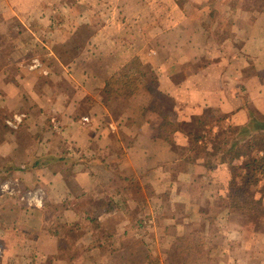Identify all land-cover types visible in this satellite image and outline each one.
Here are the masks:
<instances>
[{
	"label": "crops",
	"instance_id": "0c3cea01",
	"mask_svg": "<svg viewBox=\"0 0 264 264\" xmlns=\"http://www.w3.org/2000/svg\"><path fill=\"white\" fill-rule=\"evenodd\" d=\"M118 1L119 14L97 11L85 19L72 15L77 23L71 30L63 27L65 18L53 6L57 0H4L7 8L0 14V31L9 21L10 28L18 25L15 31L6 30V43L19 46L24 40L25 50L37 45L47 57L41 58L43 74L17 61V56L12 60L0 47V68L21 70L14 78L0 73V103L7 114L26 115L16 128L1 120L0 157L13 163L7 180H12L8 177L13 172L30 193L22 195L26 201L18 202L0 192V212L19 210L26 224L17 225L33 235L28 243L35 245L39 262L94 264L90 262L97 259L96 253L108 245L100 258L111 264L142 259L147 250L124 242L129 231L142 224H116L119 236L107 234L103 239L94 229L105 224L83 223L126 214L133 207L134 194L128 193L132 182L138 190L150 187L153 196L172 197L173 209L195 205L202 214L206 201L235 196L233 166L248 172L247 160L264 157L256 141L264 138V130L252 131L247 152L234 161L213 154L222 132L249 127L256 115L264 118V0ZM113 19L118 29L113 30ZM96 48L119 54V70L129 69L135 61L141 72L127 74V79L133 77L135 93L124 90L128 82L110 94L96 92L71 72L81 54ZM14 49L18 51L13 46L9 52ZM160 99L169 104L160 106ZM206 117L213 122L194 139L195 121ZM165 125L172 127L166 137ZM197 147L203 151L196 153ZM123 164L135 166L134 173L123 172L124 168L113 172L114 166ZM251 187V196L264 205V174ZM97 195L107 201L99 210L101 216L89 208L95 206ZM88 197L93 202L83 206ZM3 199L8 203L4 205ZM79 205L85 208L77 209ZM63 229L82 233L66 235ZM258 234L254 231L252 244L244 246V258L231 251L234 258L227 260L264 264L254 248L261 239L264 242ZM122 240V246L111 249ZM224 256L216 257V264H223Z\"/></svg>",
	"mask_w": 264,
	"mask_h": 264
},
{
	"label": "rangeland",
	"instance_id": "374dc122",
	"mask_svg": "<svg viewBox=\"0 0 264 264\" xmlns=\"http://www.w3.org/2000/svg\"><path fill=\"white\" fill-rule=\"evenodd\" d=\"M107 1H105V5L104 0H57V2H54L53 6L58 9L59 14H61V18H65L62 21L65 23L63 27L65 29L72 30L77 23L75 17L78 15H81L80 17H84L83 19H85L89 16V14L97 11L100 13L104 12L106 14H119V1ZM6 8L7 6L5 5L4 0H0V14L5 13ZM72 15L76 16L72 17ZM6 24L7 26L9 25L8 28L6 27ZM6 24L3 28V31H0V47H4L3 52L5 50H8V55L12 58V60V56H17V61L22 62V64L26 65L28 68L34 57L39 58L41 61H43L41 58H46L44 60H47V57H45L44 53L41 52L42 48L36 47L37 45H35L32 51L25 50L26 48L24 47V45H26L27 42L24 40L19 43L20 47L14 44L12 46L10 44L8 45L6 43L7 40L4 39V37L8 34L6 30L10 29L12 31H15V27H18V25L15 24L14 28H10L12 22L9 21L6 22ZM112 24L114 26L113 30L118 29V26L116 27L114 19L112 21ZM40 25H42L43 27H49V24L45 25L43 23H37L36 26ZM13 46L17 47L18 51L17 49H14L13 51L9 52V50L13 49ZM93 57H96V55H94ZM116 61L117 60L113 59V63ZM41 71L42 68L40 72ZM2 72H9V76H12L14 78L15 74L21 73V70L14 69L13 67H11V70L0 68V73ZM98 72L100 73L98 65L90 64L89 73L93 75L94 78L96 77ZM129 72H132L131 75L133 74V72L134 75L135 73L138 75L141 72L139 68H137L135 61L131 63V67H129V69L126 68L123 70H119L118 68H116V71L112 73L110 82L106 86V88L103 89V87H97L95 89L96 92L99 91L102 93L106 92V94H110L111 92L118 91L122 87L121 85L124 82H128L126 86H123L124 90L126 87V92L135 93L136 85H134L133 77L127 79V74ZM42 73L46 74L44 73V71H42ZM94 78H91V80H93ZM97 80L100 79L97 78L96 82ZM159 104L162 107H166L169 102L165 99H160ZM10 117H12V113L7 114V110L2 107V104L0 103V124L2 123L1 120L5 119L4 121L6 125H8L7 120ZM8 126L13 128L10 125ZM163 127H165L164 129L166 130L165 132L163 131V136L166 137V135L169 134L168 131H170L172 127L167 125ZM221 135L219 136V139L221 138ZM256 141L264 143V138L258 137ZM178 151L181 152L182 150L176 149V152ZM7 166L11 167L13 166V163L10 160L0 157V171L1 169H4L3 167ZM134 167L135 166H131L130 164H123L122 167L121 165H117L114 166L115 170H113V172H119L121 168H124L123 172L131 174L134 173ZM250 169L251 168H249V172ZM99 171L100 174L103 173L102 168H100ZM232 171L235 179L233 180L234 184L233 187L231 186V188L233 194L235 193V196L232 195L227 200L221 199L219 197L217 199H210V201H206L202 214L198 213L197 206L195 205H190L185 210L177 208V206L181 205H175L176 209H173V205L171 203V200L173 199L172 197H168L164 194H162L160 197H157L155 195L153 196L150 187H147L145 185L147 189L146 191H142L141 189L138 190L137 184L132 182L128 186V193L134 194L131 197L133 207L129 209L126 214L122 215L119 213H115L111 216L104 215L101 220H95V222L90 223L85 222L83 224H91L92 226L95 224H105V227L107 225L106 228L103 226V228L94 229L97 238L103 239L107 234L119 236V230L115 229L114 227L116 224H122L123 222H126L127 224L143 225L142 228H135L129 231V234L127 236L129 239L124 242H126L129 247L134 246V244L139 245L143 247L144 250H147V253L146 251L143 252L144 255H142V259H130L128 262L116 261L114 264H216V257L221 258L223 253L225 254V260L223 264H245V260L233 263L232 261L227 260L226 257L230 256L234 258L232 254H229V252L234 251L237 252V254L242 258H244L246 253V249L244 248V246H249L248 243L252 244L251 240L253 238L252 234L254 233V231H257V234L259 233L258 235H260L261 238L264 237V205L263 202L261 203L260 201H256L249 193L252 185H242L241 178L242 176H244L245 172L237 168ZM14 175L15 174L12 172V174L8 177L12 180H7V175H3L2 178H0V192L10 196L9 198H12L14 200L16 198L18 202H24L26 200H21L22 195L30 194L25 192L29 189L25 190L27 187L20 185L18 182L19 180L14 178ZM238 182L240 184H238ZM116 188L119 187L116 186L114 189ZM189 188L193 193L196 192L194 190V184H191ZM100 189L103 190L102 187ZM100 196L101 195H97L95 199V206L89 208L90 210H95L94 212H98V214L101 216L102 214H100L99 210L106 207L104 206V204L105 202L107 203V201H105V197L101 198ZM92 199L94 198H86V201H84L85 204L82 205L87 206V202L91 204V202H93ZM3 200L4 205L8 203L5 199ZM135 201L142 204V210L139 209L141 206L140 204H133V202ZM159 203L165 204V206L159 205ZM10 204L13 203L11 202ZM143 205L148 206L150 210H145V207H143ZM80 206L81 205L77 206V209H80ZM134 206H136V209L134 208ZM84 208L85 207L81 206V209ZM8 210L9 208L7 209V211H4L3 209L0 212V264H53V261L39 262L35 259V245L32 243H28L30 242V239L33 237V235L31 236V233H27L25 230L21 229L22 227H18L17 225L26 224V219L22 221L23 217L19 218V210ZM173 210H175L174 212L178 213L174 214ZM81 214L82 217L85 216L83 212ZM82 222L84 221H79L78 223ZM151 224L154 225L151 227ZM111 225L113 228L111 227ZM62 232L66 233V235L69 234L71 236H78L82 233V231L79 232L68 229H63ZM258 235L256 240L260 238ZM152 238L154 239V241H158L159 243L157 244L156 242H154L153 244V242L151 241ZM107 241L109 240L107 239ZM121 243L123 244V240L117 241L115 242V244H111V249H113V246L114 248H119L120 246H122ZM254 248H256V252L261 253L262 257H264L263 239L257 242ZM107 249H110L109 245L103 246V248L100 249L101 253H96L97 259L90 263H113H110L109 260H103L100 258L101 254L105 253ZM145 255L147 256V259L145 258Z\"/></svg>",
	"mask_w": 264,
	"mask_h": 264
},
{
	"label": "trees",
	"instance_id": "16d2710c",
	"mask_svg": "<svg viewBox=\"0 0 264 264\" xmlns=\"http://www.w3.org/2000/svg\"><path fill=\"white\" fill-rule=\"evenodd\" d=\"M94 55H96V57H93ZM113 59L117 61L113 63ZM121 61L122 58L119 54H106L104 51H99L98 48H96L95 51H86L81 54L71 65V72L80 78L84 86L94 90L97 87H102L101 85L105 79L109 78L110 75L116 71V68H119V63H121ZM90 64L98 65V69L100 70V73L98 72L95 78L89 73ZM91 78L94 79L91 80ZM97 78L100 80H97L96 82ZM211 122H213L212 119L207 117L196 120L194 123L196 129L193 134L194 139L198 138L200 136V130ZM262 130H264V118L258 115L253 118L249 127H230L227 131L222 132L221 138L218 141L214 142L213 154L218 155L221 159L234 161L235 158L247 152V138L251 135L252 131L258 132ZM260 143L262 142H257V144L261 146V149L263 148L262 150L264 151V146ZM198 151L202 152L203 149L197 147L195 152L197 153ZM244 167L246 169H251L250 172L246 171L244 176H242V185H257L260 179V174H264V157L249 159L244 164ZM3 168L4 169H1L0 171V178H2L3 175H8L13 170L10 166ZM235 168L242 170L236 166H233L232 170Z\"/></svg>",
	"mask_w": 264,
	"mask_h": 264
},
{
	"label": "built area",
	"instance_id": "2783aa9c",
	"mask_svg": "<svg viewBox=\"0 0 264 264\" xmlns=\"http://www.w3.org/2000/svg\"><path fill=\"white\" fill-rule=\"evenodd\" d=\"M29 67L31 69L37 70V69H41L43 67V64L39 58L34 57ZM25 116H26L25 114H13L12 117H10L7 120V124L16 128L18 125H20L23 122Z\"/></svg>",
	"mask_w": 264,
	"mask_h": 264
}]
</instances>
